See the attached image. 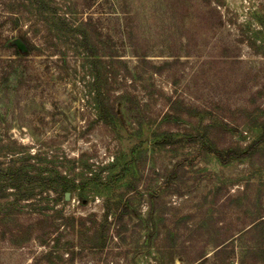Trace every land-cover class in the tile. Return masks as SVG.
Instances as JSON below:
<instances>
[{
	"label": "rangeland",
	"instance_id": "obj_1",
	"mask_svg": "<svg viewBox=\"0 0 264 264\" xmlns=\"http://www.w3.org/2000/svg\"><path fill=\"white\" fill-rule=\"evenodd\" d=\"M263 130L264 0H0V163L85 186L1 210L0 264H264V141L211 151Z\"/></svg>",
	"mask_w": 264,
	"mask_h": 264
},
{
	"label": "trees",
	"instance_id": "obj_2",
	"mask_svg": "<svg viewBox=\"0 0 264 264\" xmlns=\"http://www.w3.org/2000/svg\"><path fill=\"white\" fill-rule=\"evenodd\" d=\"M22 41L25 44V48L27 52L33 50V44L31 40L27 37H22ZM13 46H15L13 44ZM17 47V45L15 46ZM17 54H20L19 49H16ZM263 135L260 138V141H255V143L250 145L244 152H238L236 149H220L218 147H211V151L214 155H216L223 162H228L235 157H239L240 154L242 156H248L252 154L254 149L259 145L261 141H264V130ZM131 143L128 141V144ZM111 182L110 180L106 181ZM39 183V186H42L43 190L45 188L51 189L53 184H59L61 190L65 191H73L77 189H83L84 182L76 183L73 178L66 175L61 171H57L54 173L47 174L43 171L35 172L34 170L28 167L26 162L16 163L13 162L8 166H3L2 162L0 163V211L4 210L6 217H12L17 215L18 207L24 200H30L37 193L34 189L36 188V184ZM105 183V182H104ZM38 187V186H37ZM11 188L15 191L16 197L14 200H7V202H1L2 198H7L8 193H6V189ZM41 190L39 193H41ZM55 190V189H54ZM58 188H56V191ZM82 197V196H80ZM4 203V204H3ZM18 204V205H17ZM22 205V204H21ZM1 214V213H0ZM10 222V221H8Z\"/></svg>",
	"mask_w": 264,
	"mask_h": 264
},
{
	"label": "water",
	"instance_id": "obj_3",
	"mask_svg": "<svg viewBox=\"0 0 264 264\" xmlns=\"http://www.w3.org/2000/svg\"><path fill=\"white\" fill-rule=\"evenodd\" d=\"M17 44L20 48H25V44L22 40H18ZM69 197H70V192H66V198L68 199Z\"/></svg>",
	"mask_w": 264,
	"mask_h": 264
}]
</instances>
